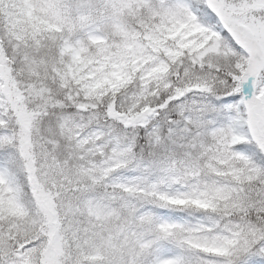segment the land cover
Segmentation results:
<instances>
[{"label": "snow or ice", "instance_id": "snow-or-ice-1", "mask_svg": "<svg viewBox=\"0 0 264 264\" xmlns=\"http://www.w3.org/2000/svg\"><path fill=\"white\" fill-rule=\"evenodd\" d=\"M0 264H264V0H0Z\"/></svg>", "mask_w": 264, "mask_h": 264}]
</instances>
